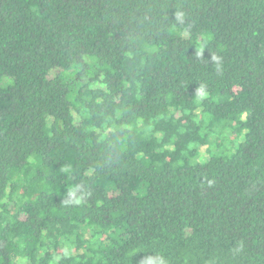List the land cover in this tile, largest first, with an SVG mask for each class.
<instances>
[{
	"label": "trees",
	"instance_id": "obj_1",
	"mask_svg": "<svg viewBox=\"0 0 264 264\" xmlns=\"http://www.w3.org/2000/svg\"><path fill=\"white\" fill-rule=\"evenodd\" d=\"M157 254L264 264V0H0V264Z\"/></svg>",
	"mask_w": 264,
	"mask_h": 264
},
{
	"label": "clouds",
	"instance_id": "obj_2",
	"mask_svg": "<svg viewBox=\"0 0 264 264\" xmlns=\"http://www.w3.org/2000/svg\"><path fill=\"white\" fill-rule=\"evenodd\" d=\"M184 16V13L179 12L176 14L177 20H182ZM212 60L216 62L217 68H220L222 66V60L218 56H212ZM197 92L201 95L204 94V86L201 85L198 87ZM69 195L74 197V199L71 201L73 203H80V197L75 195V189H72L69 192ZM148 264H169L168 259L163 254H157L154 258H149Z\"/></svg>",
	"mask_w": 264,
	"mask_h": 264
},
{
	"label": "rangeland",
	"instance_id": "obj_3",
	"mask_svg": "<svg viewBox=\"0 0 264 264\" xmlns=\"http://www.w3.org/2000/svg\"><path fill=\"white\" fill-rule=\"evenodd\" d=\"M57 72H58V70H53V71H51V72H50V76H53V75L56 74ZM205 148H206L205 146L201 147V148H200V152L204 153ZM215 150H216V149H213V153H215ZM202 153H201V156L204 157V155H203ZM201 159H203V158H201Z\"/></svg>",
	"mask_w": 264,
	"mask_h": 264
}]
</instances>
